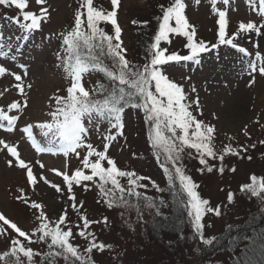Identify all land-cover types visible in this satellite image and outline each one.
I'll use <instances>...</instances> for the list:
<instances>
[{"label": "rangeland", "instance_id": "1", "mask_svg": "<svg viewBox=\"0 0 264 264\" xmlns=\"http://www.w3.org/2000/svg\"><path fill=\"white\" fill-rule=\"evenodd\" d=\"M26 11H32L40 15L47 9V18L41 21V29L34 31L27 42L17 41V36L22 37V30L5 19V16L13 17L17 11L0 7V30H2L5 44H13L12 54H15V47L23 44L22 54L15 62L7 58H0V65L5 66L11 73L20 74L21 81H16L14 75L5 74L0 76V110L6 115L17 116L18 119L13 126L12 132H7V121L0 120V140L5 144L15 147L22 159L33 171L36 178L33 184L27 181V169L19 167L16 157H11L4 144H0V214H3L11 222L26 232L31 241H36L40 233L33 236L39 225L36 215L41 210L49 218L50 226H55L59 215L67 210L69 221L75 225L80 223L78 216L72 210V201L67 197L66 188L63 185L62 176H56V171L69 174L77 168L82 167L80 157L69 154L64 157L62 154L38 153L28 140L27 134L21 129L32 125V133L38 144L47 147V138L43 131L37 127L41 123H51L50 112L55 110L56 102L54 97L59 95L66 97L67 87L70 80L66 79L63 68H58L59 63L56 53L63 56L61 33L67 34L75 25V15L81 11V0H44L37 4L36 0H27ZM174 0H120L117 11V22L122 29V47L126 49V55L132 47V39L135 30L144 25V22L154 21V17L162 14L160 6H170ZM185 12L190 25L194 26L197 32V39L211 43H217L218 15L211 11L209 0H201L199 5L195 0H184ZM94 7L104 11H111V0H94ZM217 10L226 12V31L229 35L238 32V25L241 22H259L258 0L249 6V0H230L229 5L217 4ZM82 19L85 21L86 10ZM135 21L136 23H133ZM23 22V21H21ZM175 26L174 21L171 22ZM109 34H114L111 25H102ZM264 33V29H262ZM245 39L237 37V43L246 48L254 58L259 51L264 56V34L257 36L255 33L241 34ZM182 37L170 36V43L162 44L168 48V53L187 54ZM241 54L230 47L221 46L202 54L201 64L194 65L191 62L181 64H170L166 66V74L174 82L181 84L188 95V102L197 101L189 108L197 120L204 124L215 127L212 146L217 153L223 151L224 147L231 145L238 151L240 156H226L224 160L225 172L221 175L218 172L220 162L210 161L214 171L203 174L198 171L201 166L198 159L189 158L186 153L195 150L185 149L183 164L186 174L190 175L202 198L208 199L211 206H219L221 215L216 217L213 214H206L204 223V236L207 239L218 237L224 233L229 226L236 227L246 218L264 213V201L260 196L253 197L243 193L242 185L250 183L251 175L264 177V78L257 73L256 83L251 87L247 86L250 77L247 74L241 75L243 65L240 63ZM18 64L26 66V73L18 67ZM101 80L100 73H89L83 78L87 90ZM19 84L23 88H17ZM196 92H192V88ZM12 103H18L19 109H11ZM125 126L122 129L123 135L117 137L106 153L116 161L120 170L135 171L138 175L151 178L160 187L166 182L163 175L160 161L155 157L151 144L147 141V125L143 121V114L139 110H126L124 114ZM109 125L104 122L99 126V131L93 125L90 130L89 141L97 151L104 150L106 142L104 136L109 133ZM203 130V129H202ZM115 130H112L114 133ZM247 132V135H245ZM252 145H256L255 148ZM81 156L86 150H78ZM251 157V159H249ZM92 159H95L93 157ZM163 155L161 156V161ZM11 161V163H9ZM107 167L106 162H103ZM235 167V172L230 168ZM86 174H90L86 170ZM50 183H44V180ZM60 185L64 193H57L51 184ZM142 183H149L148 180ZM88 189L83 186H74V194L77 206L81 214L93 221L90 231L97 234V242L106 245L101 253L94 250L86 254L84 249L86 242L78 236L72 241L75 245L82 246L83 254L90 256L95 264H228L231 255L223 249H213L209 246L206 251L198 253L197 248L204 247L199 243L198 238L193 236L190 226L182 234L183 240L175 235H163L156 238L149 232L151 219L155 215V209L142 208V221L137 222L135 208H113L107 209L100 202L103 198L99 196L98 190L92 182H84ZM234 193V202L227 204V194ZM28 203H24V200ZM39 203L42 209H30L32 203ZM136 204V203H135ZM161 209V212H165ZM35 213V215H34ZM123 213V215H121ZM107 217L108 223H103ZM96 221H99L97 223ZM127 222V223H126ZM132 224V228L128 227ZM207 225H211L208 227ZM63 227V226H62ZM0 256L10 252L13 245L11 239H22L17 233L3 225L0 221ZM77 229L73 227L75 233ZM23 242L34 252L33 260L41 264L44 257L50 251L43 242L29 243L23 238ZM21 241V240H20ZM50 242V240H49ZM215 243V242H214ZM110 246V247H107ZM52 251H55L54 249ZM20 264H29L27 258L15 257ZM71 264L62 257H49L44 264ZM0 264H15L10 260H0Z\"/></svg>", "mask_w": 264, "mask_h": 264}, {"label": "snow or ice", "instance_id": "2", "mask_svg": "<svg viewBox=\"0 0 264 264\" xmlns=\"http://www.w3.org/2000/svg\"><path fill=\"white\" fill-rule=\"evenodd\" d=\"M43 2L44 0H36L37 4ZM200 2L201 0H195L196 5H199ZM218 2L229 5L230 0H209L211 11L218 15V42L211 44L197 39L195 27L189 24L184 15V0H174V3L167 7L160 6L162 17H157L158 31L155 32L152 41L147 44L146 62L141 65L126 59V49L122 47V29L118 25L117 11L115 10L119 6L120 0H111L113 9L111 11L97 9L94 7V0H81V11H77L75 15L74 27L67 34L61 33V51L64 55L62 56L60 52L56 53L59 61L56 67H62L66 73L65 78L70 80V86L66 89L67 95L66 97L59 95L54 97L56 107L49 113L52 122L37 125L42 131L47 129L43 134L47 138L48 146L42 147L37 143L32 133V125L21 129L27 134L32 147L38 153H59L64 157L75 154L81 158L82 167L77 168L71 174L67 171L55 172L56 176H62L67 197L72 201V210L78 216L80 223L73 225L69 221L65 209L63 214L59 215L55 226H50L49 218L41 210L36 215L39 225L32 233L33 236H36L37 233L40 235L36 241H31L26 232L21 230L16 223L0 214V221L3 222V225L17 233L19 237L29 240V243L43 242L47 245L50 251L44 257V261H47L49 257L59 256L65 261H70L71 264H95L90 256L81 254L80 246L72 242L77 236L86 242L84 249L86 254H91L94 250L102 253L105 250L106 245L98 243L97 234L89 230L93 221L81 214L80 207L82 205L78 207L76 203L74 186H83L87 191L89 189L84 182H92L95 185L99 196L103 198L98 202L104 204L107 209L135 208L137 222L142 221L141 202L147 209H155V218L161 217V209L169 206L164 198H159L156 202L153 196L145 195L150 184L157 193L170 194L171 203L174 206L173 212L182 213V216L176 217L163 215L164 222L171 221L175 225L176 230L180 233L178 239H184L182 231L186 223L192 230L191 238H198L204 249L213 246L214 242L217 244L220 242L219 237L205 238L204 219L206 214L219 217L221 208L211 206L208 199L202 198L197 191L199 185L193 181L190 175L186 174L185 165L182 162L185 149L195 150V153L189 151L186 155L189 158L198 159L201 167L197 170L202 174L205 170L212 173L214 166L210 164V161L218 160L220 162L218 172L221 175L225 172L223 163L225 157L229 155L239 157L240 151H247V149L238 151L231 145H227L222 152L217 153L212 146L213 134L216 132L215 127L197 120L192 111H189L193 103L199 107L198 100L188 102V95L183 86L174 82L166 74V66L170 64L179 65L181 62H191L194 65H200L202 54L226 46L241 54L240 63L243 65V71L240 74H247L250 77L247 86L251 87L256 83L254 74L257 72L261 78H264V56L257 51L253 58L245 47L236 42L237 37L246 38V35L241 36V34L255 33L257 36L264 34L262 33V29H264V0H258L259 22L239 23V30L234 35H229L226 31V12L217 10ZM254 2L255 0H249V6ZM0 7L14 8L17 11L16 16H5L6 20L16 24L22 30V37L15 38L17 41L27 42L34 31L41 29V21L47 18V9H44L40 15L26 11L27 0H0ZM84 10H86V28L85 21L82 19V16L85 15ZM172 21L175 26H172ZM102 23L111 25L114 34L106 32L105 28L101 26ZM133 23L136 22L133 21ZM144 23L146 25L147 22ZM172 35L182 37L186 41L184 48L187 54L181 55L176 52L166 54L168 48L162 47V44L170 43ZM13 47L11 43L5 44L2 30H0V58H7L15 62L22 54L23 44L15 47V54H12ZM17 66L26 73L25 65L18 64ZM89 73L102 74L106 82H98L91 91L87 90L83 78ZM5 74L14 75L16 81L22 79L20 74L11 73L8 68L0 65V76ZM16 86L23 92V88L19 84ZM191 91L196 92V89L193 87ZM10 107L18 110L20 105L12 103ZM128 109L139 110L143 114V121L147 125V141L151 144L155 157L160 161L167 187H160L151 178L138 175L135 171L120 170L116 161L106 154L111 142L123 135L122 129L125 126L123 117ZM17 119V116L6 115L0 110V120L7 121L5 128L7 132L13 131ZM104 122L109 125L110 134L104 136L106 141L103 145L104 150L97 151L92 143L88 142L90 130L95 125L96 130L99 131L100 124ZM112 130H115L114 133ZM261 143L264 144V141ZM0 144H4L11 157L17 158L20 168L27 169V181L30 185L33 184L36 179L33 171L19 158L17 149L5 144L3 140H0ZM252 147L255 148L256 145H252ZM81 149L86 150V154L83 156L78 151ZM162 155L163 160L161 161ZM93 157L95 159H92ZM103 162H106L107 167ZM86 170L90 174H86ZM235 170V167L230 168L232 172ZM121 179L127 181L126 185L121 183ZM145 180H148L149 184L142 183ZM250 181V183L242 185L240 190L253 197L260 196L264 201V177L258 178L253 174ZM44 183L50 182L45 179ZM51 187L57 193H64V188L60 185L52 183ZM140 189L144 191L142 192ZM131 198H136L137 203L133 204ZM226 200L227 204H232L234 193L229 192ZM24 203L27 204L28 201L25 199ZM29 207L30 209H42V205L35 202H32ZM183 217H186V220ZM155 218L152 222L154 229L159 230L162 226H169L168 223L163 225L158 223ZM96 222L99 223V221ZM103 223H108L107 217L103 218ZM73 227L77 229L75 233ZM128 227L131 229L132 224L128 223ZM227 230L230 232L231 226ZM230 239L233 240V243L238 240V238L231 237ZM262 239H264V234H262ZM10 243L13 245L11 251L0 256V260H5L8 256L16 257L19 252L23 253L29 264H36L33 257L40 253L27 248L21 244L19 239H11ZM255 244V240L250 241V245L254 246ZM16 245L19 247H15ZM53 249L55 252L51 251ZM196 251L200 253L201 249L197 248ZM44 261L41 264H44ZM15 264H20V261L16 260ZM245 264H251V261H245Z\"/></svg>", "mask_w": 264, "mask_h": 264}, {"label": "trees", "instance_id": "3", "mask_svg": "<svg viewBox=\"0 0 264 264\" xmlns=\"http://www.w3.org/2000/svg\"><path fill=\"white\" fill-rule=\"evenodd\" d=\"M157 17H162V14L160 13L158 16L154 17V21L147 22L146 25L144 23V25H142L141 27L139 26L138 29L135 30L134 37L132 39V47L126 55V59L132 61L133 63L141 65L146 62L147 44L152 41L155 32L158 31ZM100 82H106L102 74ZM121 183L126 185L127 181L121 179ZM161 187H167V182L162 183ZM140 191L143 192L144 190L140 189ZM145 195L153 196L156 202H158L159 198H164L169 205L168 208H165V212L162 213L161 217L155 218V215L153 216L149 226V232H151L156 238H160L165 234L178 236L180 233H178V231L176 230L175 225L172 224L171 221H163V215H168L171 217L182 216V213L173 212L174 206L171 203L170 194L157 193L154 189L151 188V185L149 184V189L145 192ZM131 202L133 204L137 203L136 198H131ZM141 206H143L142 202ZM154 218L158 223L162 225L168 223L169 226H162L159 228V230L154 229L152 226ZM183 218L186 220V217ZM176 223H178V221H176ZM188 227L189 226L185 223V225L183 226L182 234L186 232ZM262 234H264V213L246 218L238 226L231 227L230 232L226 230L224 233L218 236L220 242L218 244L214 243L213 249H223L225 253L231 255L232 257L229 260L228 264H245V261H251V264H264V239H262ZM230 237L238 238V240L233 243V240L230 239ZM20 240L21 244L25 245L28 248V245L23 242V238ZM252 240L256 241V244L254 246L250 245V241ZM15 247L18 248L19 245H16ZM79 250L81 254L84 255L82 246H80ZM201 250L204 252L206 251L204 247H201ZM17 256H19L21 259H24L23 253L18 252ZM7 260L15 263L17 259L15 257L8 256L4 261Z\"/></svg>", "mask_w": 264, "mask_h": 264}]
</instances>
